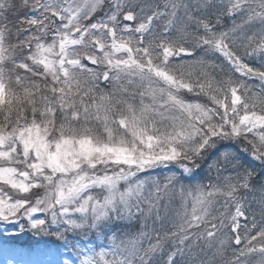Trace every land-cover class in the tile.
<instances>
[{
	"label": "snow or ice",
	"instance_id": "snow-or-ice-1",
	"mask_svg": "<svg viewBox=\"0 0 264 264\" xmlns=\"http://www.w3.org/2000/svg\"><path fill=\"white\" fill-rule=\"evenodd\" d=\"M0 264H264V0H0Z\"/></svg>",
	"mask_w": 264,
	"mask_h": 264
},
{
	"label": "trees",
	"instance_id": "trees-1",
	"mask_svg": "<svg viewBox=\"0 0 264 264\" xmlns=\"http://www.w3.org/2000/svg\"><path fill=\"white\" fill-rule=\"evenodd\" d=\"M25 239L27 240V238L25 237Z\"/></svg>",
	"mask_w": 264,
	"mask_h": 264
},
{
	"label": "rangeland",
	"instance_id": "rangeland-1",
	"mask_svg": "<svg viewBox=\"0 0 264 264\" xmlns=\"http://www.w3.org/2000/svg\"><path fill=\"white\" fill-rule=\"evenodd\" d=\"M27 238V237H26ZM28 239V238H27ZM26 240V239H25Z\"/></svg>",
	"mask_w": 264,
	"mask_h": 264
}]
</instances>
